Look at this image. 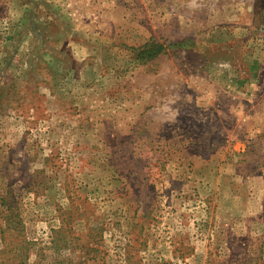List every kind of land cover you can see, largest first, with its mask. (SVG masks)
Instances as JSON below:
<instances>
[{
    "label": "rangeland",
    "instance_id": "374dc122",
    "mask_svg": "<svg viewBox=\"0 0 264 264\" xmlns=\"http://www.w3.org/2000/svg\"><path fill=\"white\" fill-rule=\"evenodd\" d=\"M0 264H264V0H0Z\"/></svg>",
    "mask_w": 264,
    "mask_h": 264
},
{
    "label": "trees",
    "instance_id": "16d2710c",
    "mask_svg": "<svg viewBox=\"0 0 264 264\" xmlns=\"http://www.w3.org/2000/svg\"><path fill=\"white\" fill-rule=\"evenodd\" d=\"M164 45L152 42L150 44H147L144 48L139 49L138 55L140 57H153L156 56L158 53L162 52L164 50ZM8 216L13 219H15V213L13 214V210H9Z\"/></svg>",
    "mask_w": 264,
    "mask_h": 264
}]
</instances>
